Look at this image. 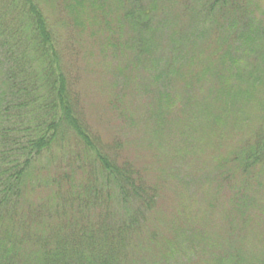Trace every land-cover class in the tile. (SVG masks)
Listing matches in <instances>:
<instances>
[{
  "label": "trees",
  "instance_id": "16d2710c",
  "mask_svg": "<svg viewBox=\"0 0 264 264\" xmlns=\"http://www.w3.org/2000/svg\"><path fill=\"white\" fill-rule=\"evenodd\" d=\"M48 2L60 18L49 19L44 0H12L0 6V264L133 262L129 258L141 248L145 215L155 208L157 188L127 161H121L122 143H104L85 121L64 62V57L74 52V43L68 41V17L75 30L86 22L105 34L111 50L124 52L129 60L127 72L147 79L146 94L150 100L154 98L157 126L163 124L161 117L170 114L182 131H188L189 123L197 126L200 113L194 108L201 107L203 100L196 101L191 94L194 88L202 89L199 84L207 77L218 86L202 89L203 95L211 96L219 89L220 101H212L206 108L217 105L215 113L222 112L221 107L233 110L242 104L249 110L256 106L264 109L254 97L264 79L252 76L263 68L258 62L264 65V60L260 61L264 58V24L247 0ZM9 13L10 19L6 17ZM204 46L209 47L210 55L200 58ZM254 54L251 74L243 70L252 64L244 59ZM212 61L214 66L203 67ZM206 68L214 72L205 76ZM125 80L129 81V76ZM231 82L234 92L228 88ZM113 91L120 94L123 88L114 83ZM207 125L206 121L202 128ZM197 135L204 145L217 139L207 132L206 136ZM58 153V163L45 162L39 167L42 157L52 161ZM230 155L217 157L219 161L213 158L215 164L206 168L214 174L204 177L212 192L204 213L216 236L202 231V217L194 224L188 220L178 231L181 246L191 250L184 255L185 264H255V260L264 264V218L263 251L257 257L244 252L243 242L237 247L231 240L224 241L220 232L213 230L215 222L210 221L226 192L231 197L226 217H233L234 212L242 217L240 187L225 182L222 165L238 163L239 174L248 175L264 168L263 124L254 131L246 149ZM62 160L77 164L84 175L82 182H73L74 173L70 167L60 166ZM46 166L57 174L36 186L25 182L33 168L41 172ZM260 175L264 176V171ZM235 229L229 225L232 233Z\"/></svg>",
  "mask_w": 264,
  "mask_h": 264
},
{
  "label": "rangeland",
  "instance_id": "374dc122",
  "mask_svg": "<svg viewBox=\"0 0 264 264\" xmlns=\"http://www.w3.org/2000/svg\"><path fill=\"white\" fill-rule=\"evenodd\" d=\"M9 1L12 0H0V6ZM48 1L50 0H44L43 7L49 19L53 21L56 17L60 18L57 9H51L52 5L48 4ZM247 1L254 6L256 16L264 24V0ZM58 10L61 11V7H58ZM10 15L9 13L6 17L10 19ZM63 19H66L65 15ZM68 24V41L74 43V52L70 57H64V62L79 94L78 102L82 107L85 121L104 143L111 140L122 143L119 152L121 161H127L141 173V177L149 185L157 188L155 208L145 215L143 224L142 236L149 238L153 235L152 240L142 238L143 243L139 252H135L134 256L129 258L133 259V262L128 260L129 262L125 264H185L184 259L187 257L184 255L191 250L188 251L185 244L181 246L182 238L178 231L182 224L188 225L190 220L194 224L202 217L203 222L200 225L202 231L206 235L216 236L212 234V225L205 216L210 205L209 194L212 192L210 185L204 183L206 182L204 177L206 174H214L206 167L215 164L213 158H229L228 155L239 154L246 149L258 126L262 123L264 128V109L260 110L256 106L249 110L242 104L235 106L233 110L221 107L222 112L215 113L214 108L217 105L212 104L206 108L205 105H210L212 101H220V95H217L219 89L211 96L203 95L202 89L218 86L207 77L199 84L202 89L194 88L191 94L196 101L203 100L201 107L194 108L200 113L196 120L197 126H190L189 123L188 131H182L179 124L167 114L166 118L161 117L163 124L159 127L153 119L158 115L153 112L154 98L150 100L146 94L147 79L144 75L127 72L125 67L129 61L128 56L119 50H115L116 52L111 50L105 42V34L94 26L85 22L84 26L80 25L75 30L69 17ZM64 43L66 46L63 48L69 56L70 49L65 41ZM209 55V47H202L199 57L207 58ZM255 60V54L245 58L244 61L252 64L243 70L254 69ZM262 60L264 58L260 61ZM258 64L263 68H258V72L255 73L252 70L251 74L253 73L254 78L259 75L264 79V65L262 62ZM211 66H214L213 61L203 67ZM208 68L203 70L205 76L214 72V69L211 71ZM127 76L130 78L129 81L125 80ZM123 82L127 85L124 86ZM114 83L123 88L122 93H114ZM236 83L239 82L236 80ZM234 86V82L228 84L230 92H234ZM256 90L254 97L257 103L261 102V107H264L262 102L264 82ZM206 113L207 115L210 113L211 116H207ZM217 118H221L222 121L218 123ZM206 121L208 125L202 128ZM167 130L172 133H168ZM206 132L207 136H216L217 139L209 143L207 141L204 145L197 134L206 136ZM58 159L59 153L54 154L52 161L44 156L39 160V167L45 162L58 163ZM244 162L241 160L240 163ZM60 166L66 169L70 167L74 173L73 182L83 181L84 175L78 171L76 163L62 160ZM222 167L227 176L225 182L240 187L238 198L243 206V214L240 219L235 212L233 217H226L231 198L226 192L227 196L221 198L219 205L213 209L210 219L216 224L213 230L220 232L224 241L231 240L237 247H241L243 242L244 252L257 257L263 251L264 176L260 173L264 168L248 175L239 174L238 163L234 165L228 161ZM56 174L57 171L48 166L41 168V172H36L33 168L30 178L25 182L30 186H36L37 182H44ZM42 179L45 180L41 181ZM193 182L200 183L201 187L197 188ZM27 199L32 200L28 197ZM229 225L236 227L233 233L229 230ZM171 247L173 250L167 254ZM23 256H26V252ZM255 261L257 262L255 264H259L258 260Z\"/></svg>",
  "mask_w": 264,
  "mask_h": 264
}]
</instances>
